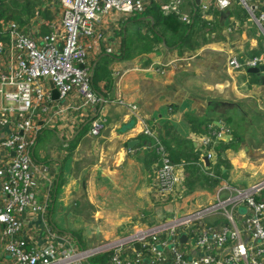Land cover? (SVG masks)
<instances>
[{
	"label": "crops",
	"instance_id": "obj_1",
	"mask_svg": "<svg viewBox=\"0 0 264 264\" xmlns=\"http://www.w3.org/2000/svg\"><path fill=\"white\" fill-rule=\"evenodd\" d=\"M150 1L159 5L167 0ZM182 1L181 11L189 15L190 23L197 10L205 27L176 46L166 47L160 39L144 50L129 31V22L120 30L126 19L114 20L119 29L114 28L112 34L119 42L111 41V45L119 54L109 55L113 57L108 61L109 84L105 89L104 82L98 84L102 96L95 112L81 105L82 99L73 92L61 101L62 113L38 134L32 158L34 168L42 166L45 171L32 169L31 174L36 201L45 209L35 214L24 210L19 216L20 236L28 247L55 241L78 249L92 248L154 227L166 217L197 212L211 204L221 185L248 189L264 183V87L258 80L260 74L253 75L246 68L231 71L226 65L230 56L243 60L263 53L264 38L239 0H228V7L221 11L215 0H198V5L207 6L205 11L194 0ZM254 4L255 0L248 1L250 7ZM258 13L256 10L253 16ZM151 18L145 15L139 20L150 27ZM109 25L113 23L109 22L107 29ZM141 28L139 36L143 38L148 33ZM123 38L128 43L125 47ZM176 39L172 37L170 42ZM99 51L89 52L88 59L93 62L108 55ZM72 105L78 108L72 110ZM94 119L100 130L91 136L89 124ZM217 121L227 125L230 135L214 147L213 159L206 161L195 149L194 139L206 132L207 124ZM144 128L154 138L143 134ZM159 147L183 174V188L194 173L204 176L206 183H194L192 178L182 197L160 202L154 184ZM228 193L217 197L224 199ZM254 199L264 201V185ZM234 212L236 226L241 228L247 215L243 204L237 203ZM201 222L213 228L225 224L218 212ZM179 233L183 255H198L193 235ZM182 235L185 239L180 242ZM242 238L248 240L247 235ZM0 264H12L1 237Z\"/></svg>",
	"mask_w": 264,
	"mask_h": 264
},
{
	"label": "built area",
	"instance_id": "obj_2",
	"mask_svg": "<svg viewBox=\"0 0 264 264\" xmlns=\"http://www.w3.org/2000/svg\"><path fill=\"white\" fill-rule=\"evenodd\" d=\"M59 8L57 22L48 26L45 33L19 29L10 20L0 21V237L4 253L12 264H88V259L98 253L110 251L107 264H264V201L255 200L261 188L248 189L218 187L211 204L190 215L164 218L158 225L125 234L114 241L92 248H76L50 241L42 247H28L20 236V214L44 211L43 203L36 201L32 151L38 134L51 125L62 113L61 101L75 92L91 113L100 102L89 86L92 63L89 52L117 56L111 41L113 29L119 26L114 20H125L141 13L148 0H53ZM239 0L252 16V21L264 38V0ZM221 11L228 0H215ZM182 0L159 2L163 15L172 14L184 23H190L188 14L181 10ZM201 11L207 10L199 4ZM258 10L259 13L253 16ZM112 22L113 25H107ZM46 25V24H44ZM112 28V29H111ZM111 29V31H110ZM110 33H109V32ZM100 52V51H99ZM231 71L264 66V52L243 60L230 56L226 62ZM57 97L52 99L51 90ZM118 104H122L120 100ZM72 110L78 107L71 106ZM134 109V107H130ZM100 130L97 120L90 121L89 134L96 136ZM143 134L154 138L144 128ZM230 135L225 123L207 124L206 132L194 139L195 149L206 161L213 159V149ZM159 165L154 170L155 194L160 202L170 203L182 197L183 174L173 165L159 147L156 149ZM37 172H44L40 166ZM181 172V171H180ZM229 192L224 199L217 197ZM242 203L247 215L241 228L233 219L236 204ZM220 213L225 224L218 228L204 225L201 220ZM191 233L194 249L200 253L186 257L179 249V235ZM247 235L248 240H243ZM138 244L135 250L133 244ZM212 251H214L212 253Z\"/></svg>",
	"mask_w": 264,
	"mask_h": 264
},
{
	"label": "trees",
	"instance_id": "obj_3",
	"mask_svg": "<svg viewBox=\"0 0 264 264\" xmlns=\"http://www.w3.org/2000/svg\"><path fill=\"white\" fill-rule=\"evenodd\" d=\"M35 1L37 2L36 4L31 2L30 4L28 3V1H26V3L22 5H17L15 3L14 5H8L5 4L4 0H0V21L1 20L4 22L7 20L13 21L18 26L19 29H23L24 26L28 24V19L30 18L36 5L42 4L41 3L42 0H35ZM39 8H41V6H39ZM145 15H149V16L151 15L152 17L151 20L153 21L152 26L149 27L148 25L146 26L142 25V22L139 20V18ZM193 16L194 18H192L191 23L184 24L180 22L177 19V17L172 14L163 15L159 10L158 5L150 1L147 5H145L141 13L128 17L125 21H123L120 24V30H122L121 27L125 22L126 23L129 22L128 25L129 31L131 32L132 36L134 37L137 36L134 39L136 41H139V47H141L144 50L150 49V45L161 41L160 39L164 40V45L166 47L176 46L178 45V42H183L187 40L190 35H193V33L196 32V30L202 29L201 27H205V24H203L202 21H200L199 15H197V10H195ZM140 27H142L141 29L145 28L146 32L148 33V34L145 33L143 38L139 36ZM170 30L173 32L170 35H168L167 31ZM172 34H177V35H172ZM147 36L150 38H147ZM172 37H177V39L174 40L173 42H170ZM124 41L125 40L123 38L122 47H125V44L126 46L128 44L127 42ZM109 57L111 56L101 55L98 58H96L92 63L93 65L91 69L89 86L92 92L100 98L102 94L100 92L101 90L99 89L98 84L104 82V84L106 85L103 87V89H105L109 84V79H110V72L108 70V61H110ZM192 178L194 179V183H197L198 181H201V183L203 182L206 183V180H202L204 176L200 178V175H197L196 173H194ZM191 179L188 180L186 183L184 182V188L187 191L190 189L187 186V183L193 182V180ZM211 182H213V180H211ZM110 254H111L110 251H104L95 254L88 259V264H107Z\"/></svg>",
	"mask_w": 264,
	"mask_h": 264
},
{
	"label": "rangeland",
	"instance_id": "obj_4",
	"mask_svg": "<svg viewBox=\"0 0 264 264\" xmlns=\"http://www.w3.org/2000/svg\"><path fill=\"white\" fill-rule=\"evenodd\" d=\"M26 1H28V3H37L35 0H4L5 4L8 5H14V3L22 5L25 4ZM41 3V5H36L30 18L28 19V24L22 29L23 31L30 32L35 29L41 34L46 32L48 30V26L57 20L59 10L58 5L53 0H42ZM39 6H41V8H39Z\"/></svg>",
	"mask_w": 264,
	"mask_h": 264
},
{
	"label": "water",
	"instance_id": "obj_5",
	"mask_svg": "<svg viewBox=\"0 0 264 264\" xmlns=\"http://www.w3.org/2000/svg\"><path fill=\"white\" fill-rule=\"evenodd\" d=\"M194 2H195V5L197 6L198 5V0H194ZM248 72L253 74V75L260 74L258 76V80H259L260 85L262 87H264V66H257V67H254V68H250V69H248ZM51 97H52V99H56V97H57V94H56L55 90H53V89L51 90ZM157 165H159V162H158ZM261 185H264V183L261 184ZM184 239L185 238H184L183 235L180 236V242H183ZM133 247H134L135 250H138V244L137 243L133 244Z\"/></svg>",
	"mask_w": 264,
	"mask_h": 264
}]
</instances>
